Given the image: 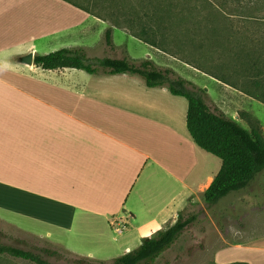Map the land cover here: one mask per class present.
Segmentation results:
<instances>
[{
  "label": "crops",
  "instance_id": "0c3cea01",
  "mask_svg": "<svg viewBox=\"0 0 264 264\" xmlns=\"http://www.w3.org/2000/svg\"><path fill=\"white\" fill-rule=\"evenodd\" d=\"M94 28L99 36L112 29L114 49L105 48L124 55L110 58L127 56L116 31L136 39L63 0H0V211L48 228L27 231L51 242L69 243L53 239L56 231L95 244L80 256L115 259L174 224L190 203L203 207L222 162L194 143L187 100L166 87L130 74L19 63L29 52L91 49ZM147 46L154 54L147 60L161 68L211 77ZM242 193L235 212L248 213L234 224L232 242L219 234L216 264H264V187L249 189L248 201Z\"/></svg>",
  "mask_w": 264,
  "mask_h": 264
},
{
  "label": "trees",
  "instance_id": "16d2710c",
  "mask_svg": "<svg viewBox=\"0 0 264 264\" xmlns=\"http://www.w3.org/2000/svg\"><path fill=\"white\" fill-rule=\"evenodd\" d=\"M63 1L87 14L108 21L113 27L126 31L141 42L264 104V97L257 95L264 88V83L258 80L260 75L254 78L248 76L251 80L245 77L249 73V67L257 66L258 57L262 56L255 53V45H250L254 42L251 38H246L248 42L241 44L237 54L228 51L231 61L224 64V70L221 69L222 65L214 69L205 63V40L208 42L209 37L208 39L213 40L211 44L216 45L221 26L216 16H212L213 20L205 19L207 24L202 18L195 16L200 14L199 8L203 7V0ZM229 38L232 36L229 35ZM104 42L109 49H114L111 28L106 30ZM34 64L44 70L76 69L90 75H135L142 78L149 88L166 87L172 95L185 98L188 102L186 124L191 138L199 148L222 162L219 173L204 193V202L208 209L231 194L249 189L264 172V136L260 127L253 126L249 131L219 109H212L206 91L180 77L170 68H161L147 59L137 62L127 57L90 58L84 48L61 49L46 55H36ZM233 70V73H240L242 79H247L244 85H240L239 80H231L228 72L230 74ZM196 221V214L185 216L183 212L179 213L174 224L158 231L153 237L144 239L137 249L113 259L112 264L155 262ZM63 258L64 254L58 249H25L0 240V264H58ZM76 263L93 262L79 259Z\"/></svg>",
  "mask_w": 264,
  "mask_h": 264
},
{
  "label": "rangeland",
  "instance_id": "374dc122",
  "mask_svg": "<svg viewBox=\"0 0 264 264\" xmlns=\"http://www.w3.org/2000/svg\"><path fill=\"white\" fill-rule=\"evenodd\" d=\"M202 3L203 7L199 9L203 12L199 11L200 14L195 16L202 18V21L206 24L205 19L213 20L212 16H216L221 26L220 36H218V41H215L217 42L216 45L211 44L213 40L208 39L209 37L207 38L208 42L205 40L207 46L203 53L207 66L217 69L222 65L221 69H223L224 64H228L231 61V54L228 51H234L237 54L241 44L248 42L246 38L248 40L251 38L254 42L250 45H255V49L253 48L255 53L262 56H257L259 64L250 66L249 73L245 74V77L254 78L256 75H260L258 80L264 83V0H203ZM105 22L109 23L108 21ZM229 35L232 38H229ZM89 37V44L92 48L86 49V51L90 58L120 57L124 55V52L113 53L111 50L106 49L104 36L103 34L102 36L96 34V29ZM124 38H127V40ZM114 40L117 45L125 46L127 58H129V55L138 59H148V55L154 57L150 47L136 39L125 37L122 31H116ZM259 71L260 73H258ZM233 72L234 70L230 74L228 72L231 80H239L238 83L244 85L247 79H242V75H239L240 73ZM180 73L181 77L183 76L197 87L199 86V88L206 91L209 105L212 109H219L227 117L236 120L243 128L249 131L253 126L258 125L264 136L263 103L240 91H231L229 87L224 86L227 90L223 89L222 85L209 76L199 75L191 70L187 72V69ZM257 95L264 97V88L259 90ZM259 187H264V172L256 178L249 189H257ZM249 189L241 195V198L245 199V201L249 199ZM235 196H238L236 201ZM237 201L240 203V196L234 193L219 201L211 209L207 208L206 204H204L205 202H203V207L190 203L184 214L185 216L196 214L197 221L189 226L170 249L151 264H216L213 255L219 245V234L225 235L226 239L232 242L234 224H241L245 218L240 219L239 215L248 213V208L245 206H243L242 210L235 212V203ZM237 205L240 206L239 204ZM27 229L39 233L49 231L48 228L41 226L32 227L24 217H14L8 211H0V240L4 243L17 245L25 249L38 250L47 247L58 249L64 254V258L58 264H77L76 262L79 259L92 261V264L101 262L112 264L113 262L114 258L93 259L79 255L88 254L95 247V244L84 241L74 242V240L79 239H73L68 235L62 236L56 231L51 232L53 239L62 237L69 242L67 244H59L28 232ZM245 237L248 239L250 235L247 234ZM67 247L69 249L76 248L79 252L69 250ZM52 261L55 262L54 260Z\"/></svg>",
  "mask_w": 264,
  "mask_h": 264
},
{
  "label": "water",
  "instance_id": "95a60500",
  "mask_svg": "<svg viewBox=\"0 0 264 264\" xmlns=\"http://www.w3.org/2000/svg\"><path fill=\"white\" fill-rule=\"evenodd\" d=\"M35 55L33 52H29L28 54L19 57V63L32 66L34 64Z\"/></svg>",
  "mask_w": 264,
  "mask_h": 264
}]
</instances>
